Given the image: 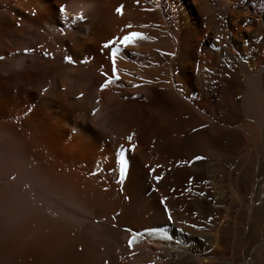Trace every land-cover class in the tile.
I'll use <instances>...</instances> for the list:
<instances>
[{
  "label": "bare ground",
  "instance_id": "obj_1",
  "mask_svg": "<svg viewBox=\"0 0 264 264\" xmlns=\"http://www.w3.org/2000/svg\"><path fill=\"white\" fill-rule=\"evenodd\" d=\"M0 264H264V0H0Z\"/></svg>",
  "mask_w": 264,
  "mask_h": 264
},
{
  "label": "snow or ice",
  "instance_id": "obj_2",
  "mask_svg": "<svg viewBox=\"0 0 264 264\" xmlns=\"http://www.w3.org/2000/svg\"><path fill=\"white\" fill-rule=\"evenodd\" d=\"M64 10H65V9H64V6H61V11H64ZM117 11L120 12V13H122L123 9H122V8H119ZM141 38H144L142 33H139V32H132L131 35H127V34H125V35H122V36H120V37H117L116 40L119 41V42H121L123 45H130V44L134 43L136 40L141 39ZM112 46H114V45H108V47H112ZM115 55H116V54L114 53V54H113V58H115ZM69 59H70V58H69ZM113 62H114V59H113ZM194 131H195V130H194ZM133 136H134V133H133V134H130V135L127 137L128 141H129L130 143H131V141L133 140ZM134 148H135V146L132 147V150H134ZM204 159H205V157H203V156H194V157H192V159H191L190 161H185L184 163H185V164H194L195 162L202 161V160H204ZM125 162H127L126 159H125ZM150 169L152 170V173L154 174V173H155V169H153V168H151V167H150ZM154 176L157 177V180H158V181L162 179V177H160V176H158V175H155V174H154ZM164 203H166V201H163V204H164ZM164 212H165V215H166L167 219H168V220H171V219H172V216H171L170 209L165 208V209H164Z\"/></svg>",
  "mask_w": 264,
  "mask_h": 264
}]
</instances>
